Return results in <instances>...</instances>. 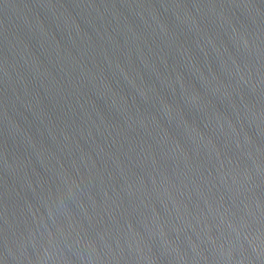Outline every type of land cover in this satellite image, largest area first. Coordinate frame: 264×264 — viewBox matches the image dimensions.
<instances>
[{"label":"water","instance_id":"obj_1","mask_svg":"<svg viewBox=\"0 0 264 264\" xmlns=\"http://www.w3.org/2000/svg\"><path fill=\"white\" fill-rule=\"evenodd\" d=\"M0 264H264V0H0Z\"/></svg>","mask_w":264,"mask_h":264}]
</instances>
